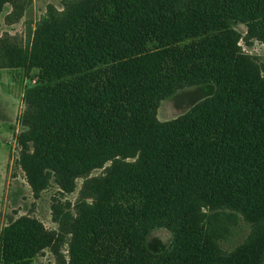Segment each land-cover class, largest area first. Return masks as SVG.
Here are the masks:
<instances>
[{"label": "trees", "instance_id": "16d2710c", "mask_svg": "<svg viewBox=\"0 0 264 264\" xmlns=\"http://www.w3.org/2000/svg\"><path fill=\"white\" fill-rule=\"evenodd\" d=\"M18 2L0 0V12ZM73 4L3 58L28 71L44 62L17 139L34 197L85 182L72 212L53 205L57 230L29 215L6 225L0 264L47 249L56 264H262L264 65L239 46L237 26L264 42V0ZM205 86L214 94L159 121L164 98ZM238 215L250 233L225 250ZM155 229L172 235L160 253L147 246Z\"/></svg>", "mask_w": 264, "mask_h": 264}, {"label": "rangeland", "instance_id": "374dc122", "mask_svg": "<svg viewBox=\"0 0 264 264\" xmlns=\"http://www.w3.org/2000/svg\"><path fill=\"white\" fill-rule=\"evenodd\" d=\"M81 1L19 0L17 8L8 3L0 12V231L23 215L35 217L49 230H57L58 225L53 219V205L58 206L60 210L63 209V212H72L74 205L79 201L80 188L85 182L83 178L75 181L76 188L73 193L63 192L56 186L52 187L53 185L43 191L39 198H35L31 192L25 172L19 163L21 149L17 139L22 133L20 116L25 107V91L42 80L44 62L42 59L40 67L31 71L23 67L9 68L11 60L9 62L8 59H4L3 55H7L11 49L31 48L37 25L61 12H67L73 3ZM237 29L241 34L239 46L246 54L264 65V42L256 37L249 42L245 38L246 27L240 25ZM261 74L264 75V72ZM214 92L212 86L192 87L167 96L162 100L158 110L159 121L165 123L186 115ZM100 174H103L102 170H95L87 178ZM84 194L85 201H91L88 192ZM230 213L231 211H227V214ZM237 220L231 238L223 243L225 250L234 249L250 233V226L244 217L238 215ZM171 243L172 235L166 229H155L147 238V246L154 253L162 252ZM32 264H56V259L47 249L36 257Z\"/></svg>", "mask_w": 264, "mask_h": 264}]
</instances>
